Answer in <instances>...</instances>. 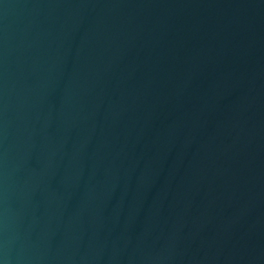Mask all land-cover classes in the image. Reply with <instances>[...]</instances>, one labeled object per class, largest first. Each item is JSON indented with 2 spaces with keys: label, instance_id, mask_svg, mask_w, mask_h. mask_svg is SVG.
<instances>
[{
  "label": "water",
  "instance_id": "95a60500",
  "mask_svg": "<svg viewBox=\"0 0 264 264\" xmlns=\"http://www.w3.org/2000/svg\"><path fill=\"white\" fill-rule=\"evenodd\" d=\"M0 264H264V0H0Z\"/></svg>",
  "mask_w": 264,
  "mask_h": 264
}]
</instances>
